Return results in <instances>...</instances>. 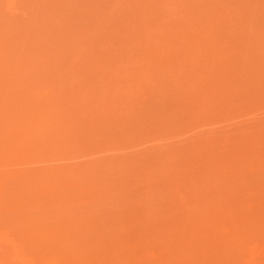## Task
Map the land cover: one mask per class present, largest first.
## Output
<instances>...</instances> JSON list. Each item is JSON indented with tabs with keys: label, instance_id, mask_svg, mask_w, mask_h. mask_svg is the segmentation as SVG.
<instances>
[{
	"label": "rangeland",
	"instance_id": "1",
	"mask_svg": "<svg viewBox=\"0 0 264 264\" xmlns=\"http://www.w3.org/2000/svg\"><path fill=\"white\" fill-rule=\"evenodd\" d=\"M0 264H264V0H0Z\"/></svg>",
	"mask_w": 264,
	"mask_h": 264
}]
</instances>
